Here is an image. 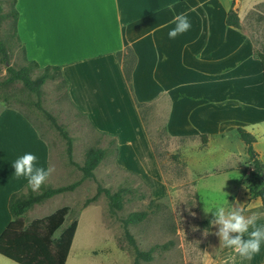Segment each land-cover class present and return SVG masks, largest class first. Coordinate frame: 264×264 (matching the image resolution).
Returning <instances> with one entry per match:
<instances>
[{"label": "crops", "instance_id": "obj_1", "mask_svg": "<svg viewBox=\"0 0 264 264\" xmlns=\"http://www.w3.org/2000/svg\"><path fill=\"white\" fill-rule=\"evenodd\" d=\"M16 1L24 58L41 67H61L70 103L96 132L117 139V162L126 171L135 173L122 162L123 152L130 150L135 157L139 152L150 157L160 174L137 103H154L162 96L170 102L167 132L184 141L183 158L193 150L211 156L214 148L231 144L246 151L239 128L256 138V152L264 142V74L255 55L264 54V0H235L238 29L226 25L232 0ZM181 13L191 27L170 39L174 17ZM127 48L137 57L132 89L117 57ZM202 136H207L205 145ZM25 153L37 157L36 166H50V148L38 129L0 104V236L12 221L10 196L28 184L12 167ZM139 173L144 179L145 173ZM51 179L52 174L45 182ZM258 200L257 207L245 208L246 216L264 212ZM257 223L264 224V217ZM259 253L264 254V243ZM260 256L242 260L222 246L215 264L264 262ZM0 264L16 263L0 255Z\"/></svg>", "mask_w": 264, "mask_h": 264}, {"label": "rangeland", "instance_id": "obj_2", "mask_svg": "<svg viewBox=\"0 0 264 264\" xmlns=\"http://www.w3.org/2000/svg\"><path fill=\"white\" fill-rule=\"evenodd\" d=\"M1 2L4 13L8 12V0ZM11 34V21L5 22L1 36L10 41L11 64L21 68L27 61L22 46L11 39ZM38 74L40 71L34 75ZM6 75V69L0 62V80ZM43 92V108L73 138V162L67 152L66 140L45 114L36 107L22 110L26 111L49 145L50 166L55 171L48 184L53 187L69 185L81 179L82 172L78 165H83L86 151L93 147H110L112 137L94 130L89 120L72 106L66 86L61 82L48 81L43 86ZM32 99L37 101L36 97ZM169 109V100L162 96L143 114L144 127L161 176L154 171L150 157L140 152L135 157L130 150L123 152L122 162L135 173L126 171L118 165L117 156L112 150L114 147H111L109 156L96 169L95 179L86 180L74 192L55 196L24 216L23 220L28 225L34 219L45 218L60 208H70L63 227L54 236L58 238L63 229L79 221L80 227L66 264H134L135 249L126 237L122 221L129 214L142 211L148 212V218L139 224L130 225L128 231L141 251L149 252L156 246L159 248L152 252L151 261L141 260L140 264H215L222 246L215 235L218 229L203 225V222L213 218L211 213H204V201L211 205L214 198H223L224 191L228 193L230 204L238 202L244 210L248 205H259L258 199L251 201L250 190L253 184L263 186L264 178L252 177L250 157L244 146L231 144L224 150L214 148L211 156L193 150L183 158L184 152L180 147L184 141L172 139L166 130ZM257 150L264 164L263 141ZM235 167L232 172L226 170ZM139 172L145 173L144 179ZM99 186L112 192L128 188L132 193L126 195L124 208L116 216L110 215L109 200L103 194L79 218L85 201L96 194ZM38 208H42L41 211L37 212ZM164 245H168V248H160Z\"/></svg>", "mask_w": 264, "mask_h": 264}, {"label": "trees", "instance_id": "obj_3", "mask_svg": "<svg viewBox=\"0 0 264 264\" xmlns=\"http://www.w3.org/2000/svg\"><path fill=\"white\" fill-rule=\"evenodd\" d=\"M16 4V0H8L10 9L8 12L4 13L0 0V62L7 72L6 77L0 80V104L5 108L20 112L33 125L34 123L29 118V115L26 111L22 110V108L30 110L36 107L38 110L42 111L47 119L51 121L53 127L66 140L68 146L67 152L70 161L73 162V138L64 127L57 123L56 118L48 113L42 106V99L44 96L43 86L48 81H59L67 87L66 81L62 76L61 67H41L37 62L28 60L26 65L21 68H16L11 64L10 41L2 38L1 28L5 22L11 21L12 34L10 37L20 44L17 32L19 14ZM226 25L237 29L241 27L238 10L235 8V0H232V5L226 19ZM22 49L23 52H25L24 46ZM255 55L262 62L264 74V54L256 52ZM117 57L118 61L122 64L126 81L132 89V74L137 64V57L131 48H127L124 52H119ZM37 71H40V74L35 76L34 74ZM34 97L37 98L36 102L32 99ZM153 104L154 103H137L143 123L144 111ZM238 135L245 144L246 151L250 157L252 177L254 179L264 178V164L254 148L257 142L256 138L243 128L238 129ZM202 139L205 145L207 143V136H202ZM111 147H114L112 150L117 156L118 146L116 138H112L110 147L108 148L93 147L88 149L85 153L83 165H78L79 170L82 172V177L72 184L53 187L47 182H44L38 191H32L27 184L23 190L13 193L9 199V211L12 221L0 236V255L16 264H66L78 227L77 220L63 229L58 238L54 236L63 227L66 217L70 212V208H60L52 215L42 219H35L28 225L25 224L23 218L35 206L42 205L55 196L74 192L86 180L95 179V171L109 156ZM232 171L234 170H228V172ZM250 191L252 192V198L260 199L264 205V185L260 187L257 184H253ZM128 193H132L128 188H120L116 192H112L109 189L99 186L96 194L85 201L83 208L85 209L92 203L97 202L101 195L105 194L109 200L110 215L116 216L123 210L126 201L125 197ZM150 204L153 205V202ZM148 216L147 211L135 212L129 214L127 218L122 221L126 230V237L135 249L136 257L134 264H140L141 260L151 261L152 252L159 248V246H156L149 252L141 251L134 237L128 231L130 225L139 224L145 221ZM210 220L211 219L203 222L206 228L210 226ZM160 248L167 249L168 245L161 246Z\"/></svg>", "mask_w": 264, "mask_h": 264}, {"label": "clouds", "instance_id": "obj_4", "mask_svg": "<svg viewBox=\"0 0 264 264\" xmlns=\"http://www.w3.org/2000/svg\"><path fill=\"white\" fill-rule=\"evenodd\" d=\"M173 23L175 27L168 32L170 39H175L191 27L190 21L183 13L176 15ZM195 58L201 59L202 53ZM36 161L37 157L34 154L25 153L12 163L14 175L26 178L32 191H38L55 171L53 166L48 168L36 166ZM223 193V198H214L211 205L204 201L203 211L205 214L211 213L213 216L209 223L218 229L215 235L220 240V246L232 250L242 260H251L254 255L259 254L261 245L264 243V224L257 223L261 217H264V212H252L246 216L241 205L238 202L235 205L230 204L227 200L228 193L224 191ZM193 230L196 229L193 228Z\"/></svg>", "mask_w": 264, "mask_h": 264}]
</instances>
